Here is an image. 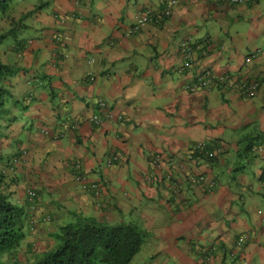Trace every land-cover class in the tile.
Instances as JSON below:
<instances>
[{"label":"crops","instance_id":"crops-1","mask_svg":"<svg viewBox=\"0 0 264 264\" xmlns=\"http://www.w3.org/2000/svg\"><path fill=\"white\" fill-rule=\"evenodd\" d=\"M166 2L28 8L36 33L3 60L14 67L15 99L36 103L33 125L13 139L18 152L0 141L11 189L23 199L22 189L47 191L37 209L53 213L54 227L70 211L136 224L145 238L132 264H264V0H191L135 28ZM209 71L259 89L253 97L222 84L186 89ZM93 183L101 198L87 189ZM34 224L45 250L51 227L43 214Z\"/></svg>","mask_w":264,"mask_h":264},{"label":"trees","instance_id":"trees-1","mask_svg":"<svg viewBox=\"0 0 264 264\" xmlns=\"http://www.w3.org/2000/svg\"><path fill=\"white\" fill-rule=\"evenodd\" d=\"M12 1L14 0H0V12H7L11 8ZM255 1H249L247 4ZM0 30H4L0 34V40L7 38L10 33L13 34L5 27ZM12 72L14 67L0 59V111L4 115L2 119L10 120L13 122L11 126L14 127L17 121L13 112L16 110L15 107L29 108V105H26L23 100L15 99L10 84ZM11 115L12 117H9ZM2 126L0 124V141L10 140L11 142L17 135L16 130L13 128L10 132L2 129ZM7 159L9 157L3 153V149H0V264H17V257L21 252L23 253V249H34L35 243L32 247L26 246L25 240L28 235H33L36 227L34 218L41 214H43V221L49 228L51 227L53 243L51 247L38 252L32 263L30 262L31 264H132L145 238L144 231L136 224L101 221L77 211H70L69 216L72 219L54 227L53 213L46 214V211L37 209V192L28 204L26 199L20 200L17 193L11 189V185L16 180L5 172L13 168L10 162L6 161ZM91 186L86 187L97 198H101L102 189L98 188L99 185L93 183ZM46 216L48 219L45 218ZM243 237L245 240L241 245L246 242L247 235H242L237 242L239 246L240 239Z\"/></svg>","mask_w":264,"mask_h":264},{"label":"rangeland","instance_id":"rangeland-1","mask_svg":"<svg viewBox=\"0 0 264 264\" xmlns=\"http://www.w3.org/2000/svg\"><path fill=\"white\" fill-rule=\"evenodd\" d=\"M39 1L40 0H14L11 3V8H9L7 10V12H5V13L0 12V28L5 27V29L7 28L8 31L13 32V34L10 33L7 36V38H5L4 40H0V59L2 61L5 60V57H7L8 59L13 58L11 52L8 50V46L11 47L13 45L26 43L27 39L36 33V31L30 27L27 29L26 21L29 18V15H27L26 12L28 11L29 7H31V9H32L34 4H38ZM31 9L28 12L30 14L32 12ZM3 31L4 30H0V34H2ZM3 52L6 54L5 56L3 55ZM14 75H15V72H12L10 79H13ZM35 104L36 103L32 102L30 109L28 107H24V106H19L17 108L15 107L16 110L15 111L13 110V112H14V115L16 116L17 121L14 123L15 124L14 127L11 126V125H13V122H11L8 119H2V117L4 115H3V112L0 111V124L3 125L2 129H4V130L7 129V131L11 132L12 129L14 128L16 130L15 134H17L15 138H17V136L20 138L25 136L24 131L29 130L31 128V126L33 125L32 119H31V117L28 116V114L30 113L29 111H31L34 108ZM29 107H30V105H29ZM9 117H12V115ZM11 137H13V136H11ZM13 139H14V137H13ZM23 139H24V137H23ZM14 141H16V140H12L11 146L8 149L9 152L11 153V155H12V153L18 152L15 149V143H13ZM8 142H10V140L4 141V143H8ZM32 180L29 183L31 185H34L35 183ZM35 188L36 189H33V190H35V192H37L36 200L40 201L41 197L43 200L51 198V197L48 198L47 191L43 192V189H40L37 186ZM22 190L25 191V193H26V197H24L27 200L26 203L30 204L31 198L29 196L28 189H22ZM55 194L57 197L50 200V202H53L56 205V203H57L56 199L59 200L58 199L59 195H58V193H55ZM53 196L55 197V195H53ZM21 199L23 200V197H21L20 200ZM70 219H72V217L65 216V218H63V217L60 218L59 221L64 222V221H67ZM53 221H54V219H53ZM38 240L39 239L38 238L35 239L32 234L28 235L27 239L25 240V242H26L25 245L26 246L29 245L30 247H32L33 244L35 243L33 246L34 249L33 250H32V248L31 249L29 248L28 250L23 249L22 250L23 253L21 252L19 254V256L17 257V264H31L32 260L35 259V257H36L35 255H37L38 252H42L44 250V247L42 245L43 243L37 242ZM141 259L144 261L146 260L144 257H141Z\"/></svg>","mask_w":264,"mask_h":264},{"label":"built area","instance_id":"built-area-1","mask_svg":"<svg viewBox=\"0 0 264 264\" xmlns=\"http://www.w3.org/2000/svg\"><path fill=\"white\" fill-rule=\"evenodd\" d=\"M191 0H167L165 3V8L162 11H154L152 9H147L144 13H142L135 24V28L138 29L142 26H145L148 23H159L163 20L165 16H169L172 12V9L179 5V4H184L187 3ZM228 3H233V4H247L249 1L253 0H226ZM183 52L186 56V58L189 57V54L187 53V46H184ZM186 65H189V62L186 61ZM217 84H223L224 86H229V87H235L237 86L246 96L248 97H253L258 89L260 83L257 80H252V81H247V80H241L238 83L233 82V79L228 75H221L217 76L216 74L212 72H206L203 75H200L192 85L187 86V90L189 89L190 91L194 92L198 89H211L214 85ZM101 105L104 106L105 103L101 102ZM92 121L100 124L102 122L101 117L99 115H94L92 117ZM205 144L204 143H197L194 146V150H203ZM210 157L215 156L214 152L209 153ZM115 158V157H114ZM204 178V177H201ZM29 196L31 199H34L35 197V191L34 190H29L28 191ZM48 219V216L45 217ZM245 240V237L240 239V245L242 241Z\"/></svg>","mask_w":264,"mask_h":264}]
</instances>
